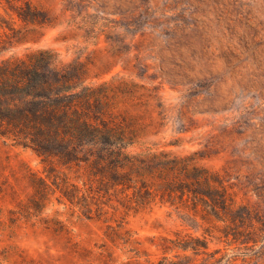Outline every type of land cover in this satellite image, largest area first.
I'll return each mask as SVG.
<instances>
[{
    "label": "rangeland",
    "instance_id": "374dc122",
    "mask_svg": "<svg viewBox=\"0 0 264 264\" xmlns=\"http://www.w3.org/2000/svg\"><path fill=\"white\" fill-rule=\"evenodd\" d=\"M41 51L99 89L135 151L193 156L248 214L205 221L160 185L135 212L86 190V164L0 135V264H264V0H0V61Z\"/></svg>",
    "mask_w": 264,
    "mask_h": 264
},
{
    "label": "trees",
    "instance_id": "16d2710c",
    "mask_svg": "<svg viewBox=\"0 0 264 264\" xmlns=\"http://www.w3.org/2000/svg\"><path fill=\"white\" fill-rule=\"evenodd\" d=\"M46 55L41 51L0 61L1 136L31 146L41 156L86 164L90 174L86 190L132 193L134 200L120 203L135 212L155 201L160 185L162 203L175 206L178 198L185 207L191 202V209L205 221L214 217L224 221L227 216L236 226L245 223L248 212H237L218 174L200 166L193 156H173L150 147L135 151L141 147L138 132L116 122L109 112L106 116L99 89L74 78L68 68H58ZM63 144L69 146L66 152L52 150ZM154 177L161 183L153 184ZM73 185L74 192L66 196L72 202L81 192Z\"/></svg>",
    "mask_w": 264,
    "mask_h": 264
}]
</instances>
